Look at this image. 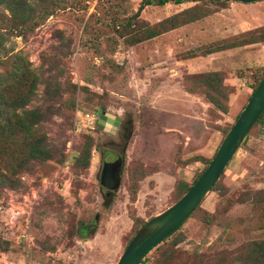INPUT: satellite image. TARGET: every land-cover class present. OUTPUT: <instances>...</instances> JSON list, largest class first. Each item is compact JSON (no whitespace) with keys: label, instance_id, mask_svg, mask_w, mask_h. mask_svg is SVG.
<instances>
[{"label":"rangeland","instance_id":"rangeland-1","mask_svg":"<svg viewBox=\"0 0 264 264\" xmlns=\"http://www.w3.org/2000/svg\"><path fill=\"white\" fill-rule=\"evenodd\" d=\"M29 1L25 23L0 3V91L42 110L36 130L51 157L1 168L0 264H116L136 227L194 182L248 101L240 80L220 111L209 97L223 95L200 75L220 71L235 84L237 70L264 64V44L208 53L264 34V0ZM174 15L178 27L158 25ZM152 25L160 33L142 39ZM102 112L120 117L115 133L99 126ZM118 154L109 197L101 160ZM263 238L264 115L200 205L139 264H264L249 248Z\"/></svg>","mask_w":264,"mask_h":264},{"label":"water","instance_id":"water-1","mask_svg":"<svg viewBox=\"0 0 264 264\" xmlns=\"http://www.w3.org/2000/svg\"><path fill=\"white\" fill-rule=\"evenodd\" d=\"M251 3L259 0H229ZM264 110V77L252 92L244 108L224 134L213 157L190 187L167 208L145 220L134 232L124 247L116 264H139L153 247L175 231L200 205L205 195L221 177L225 167L239 149L243 138L259 119ZM120 117L111 112L98 116L101 128L115 133ZM100 172V184L110 195L118 188L121 180L123 159L120 155L113 161L104 160Z\"/></svg>","mask_w":264,"mask_h":264},{"label":"trees","instance_id":"trees-1","mask_svg":"<svg viewBox=\"0 0 264 264\" xmlns=\"http://www.w3.org/2000/svg\"><path fill=\"white\" fill-rule=\"evenodd\" d=\"M55 1L56 0H51V2H55ZM159 1L160 3H164L167 0H159ZM174 1L181 2L182 0H174ZM197 1H209L213 3H220V2H225L229 0H197ZM2 2H4L6 7L9 9L13 19L18 20L21 23H25L30 18L29 14L33 10L32 9L33 5L30 3L29 0H0V3ZM40 2H43V1H40ZM146 3L151 4V1L146 0ZM142 7H143L142 5L139 6L136 12V15H139L140 11L142 10ZM176 17L177 16L174 15L171 18L166 19L165 21L159 22L158 25H160L161 28H164L166 24L171 22V27L176 28L180 25L179 22L176 21ZM189 21H192V20L190 19ZM128 26L131 27L130 24H128ZM157 26L155 25L150 26L149 29L146 30V33H144V36L142 39H149V38H152L158 35L160 33V30L156 28ZM261 40H264V34H261L256 39H250L244 42L231 43V44H226L224 46H220L217 49L209 50L208 53L220 51L223 49H228L233 46H237L239 44L240 45L250 44V43L258 42ZM134 43L135 41L132 42V44ZM247 71L248 72L241 70L240 74L247 78L245 82L249 88H252V92H253L258 86V84L260 83V81L262 80V78L264 77V66H253L251 68H247ZM219 72L220 71H208V72L202 73V75L200 76H203L202 82L204 86H206L208 89L209 87H212V88L214 87L217 89V92L219 94L223 95L222 97L224 98V101L221 100V103L215 100L214 98H212L211 96L209 97V99L212 103H214V105L220 111L226 113L229 108V102H228L229 94L233 91L234 88L230 86L229 84H226L225 82H223L224 79L220 76ZM220 78L222 82L219 85H217V83L220 81ZM3 81L4 80H0V83H2ZM227 87H229V91L226 92ZM22 97H23L22 95H19L18 98H16L15 100L8 101L4 98L2 90L0 91V131L3 133H6V135H3L1 133V137H2L1 141L3 142L2 151H3V154L8 157L7 164H5V162L2 159H0V175H2L3 180L8 177V174L6 172L4 173L1 171L2 167H5L8 171L12 172V171L19 170L25 167L28 163H31L33 160L43 161L51 157L50 150L45 146L44 139L38 136L37 130H36V125L39 122H41L43 119H45V115L43 114L42 110L39 108L27 109L25 107L26 101H22ZM239 113L237 114V116L239 115ZM263 115H264V110L261 112L259 119L255 123L260 122ZM81 151H82L81 158L83 159L84 164L88 165L89 160L91 158V151H92L91 141L89 140L86 141ZM11 172L10 174H15L14 172L13 173ZM201 173L198 174L197 178L201 175ZM184 182L185 181L181 182L180 184V186H182L181 194H183L190 187V185H186L185 184L186 182L185 183ZM142 223H140V225ZM138 227L139 226H137L136 229ZM175 231L169 234V236H167L162 242H164L168 237H170ZM158 245H156L155 247H157ZM249 248H250L252 257H253V252H255L254 257H260L264 260V238L261 240L252 242ZM145 256L146 254L144 255V257ZM144 257L140 260V262L145 260Z\"/></svg>","mask_w":264,"mask_h":264},{"label":"crops","instance_id":"crops-1","mask_svg":"<svg viewBox=\"0 0 264 264\" xmlns=\"http://www.w3.org/2000/svg\"><path fill=\"white\" fill-rule=\"evenodd\" d=\"M255 44H264V41H258V42H254V43H250V44H248V45H255ZM232 48V47H231ZM221 51V50H220ZM217 52H219V51H216V52H212L213 54L215 53H217ZM253 66H264V64H262V62H260V63H255L254 65H251V66H248V67H253ZM247 67V68H248ZM247 68L246 67H243L242 69H239V70H237L235 73H236V76L237 77H235L236 78V82H235V84H232V83H229V85L230 86H232L234 89H233V91L229 94V100H230V96H231V94L232 93H235L236 91H238V90H240V88H239V86L238 85H240V84H238V81H240L241 80V82L243 81L244 83H245V86H247V84H246V77H244V76H242L241 74H240V72H241V70H244L245 72H248L247 71ZM226 83V82H225ZM244 83H242V85H244ZM227 84V83H226ZM248 87V86H247Z\"/></svg>","mask_w":264,"mask_h":264},{"label":"flooded vegetation","instance_id":"flooded-vegetation-1","mask_svg":"<svg viewBox=\"0 0 264 264\" xmlns=\"http://www.w3.org/2000/svg\"><path fill=\"white\" fill-rule=\"evenodd\" d=\"M119 124H120V121H119ZM99 126H100V125H99ZM129 126H130V124H129ZM117 128H118V127H117ZM116 130H117V129H116ZM115 132H116V131H115ZM118 155H120V154H118ZM118 155H117V156H118ZM117 156L115 157V159L117 158ZM120 156H121V155H120ZM121 157H122V159H123V156H121ZM115 159H114V160H115ZM103 161H104V160H101V167H102V164H103L102 162H103ZM112 161H113V160H112ZM106 195H107V189H106ZM111 195H112V194L107 195V196H111Z\"/></svg>","mask_w":264,"mask_h":264}]
</instances>
